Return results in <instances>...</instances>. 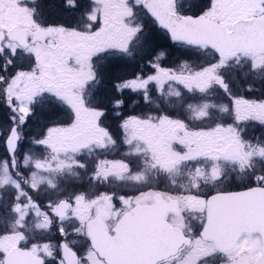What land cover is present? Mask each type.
Masks as SVG:
<instances>
[{
	"label": "snow or ice",
	"instance_id": "snow-or-ice-1",
	"mask_svg": "<svg viewBox=\"0 0 264 264\" xmlns=\"http://www.w3.org/2000/svg\"><path fill=\"white\" fill-rule=\"evenodd\" d=\"M237 73L264 81V0H0V264H264Z\"/></svg>",
	"mask_w": 264,
	"mask_h": 264
},
{
	"label": "trees",
	"instance_id": "trees-1",
	"mask_svg": "<svg viewBox=\"0 0 264 264\" xmlns=\"http://www.w3.org/2000/svg\"><path fill=\"white\" fill-rule=\"evenodd\" d=\"M41 1H44V0H41ZM179 54H180V55H183L184 53H175V52H171L170 55L168 56V58L171 59V60H168V59H167L165 62H166V63H171V62L175 61V60H173V59L176 57V55H179ZM172 60H173V61H172ZM134 67H135L134 64L127 65V66L121 65V68H122L123 70H125V71H130V70H132V68H134ZM237 80H238L237 83H233V87H244L246 84L251 83L254 89H259V90H260V91H258V92H255L254 95L259 96L262 92H264V81L255 80V79H253L252 77H249L248 80L245 81V80H243L242 78H240L239 73H237ZM129 97H130V96H129ZM129 97H128V98H129ZM135 97H136V96H135ZM152 98H153V101H154L155 103H159V104H161L162 106L164 105V100H163L161 97H159L157 94L154 93ZM135 103L140 104L139 101H135V102H133V103H132L133 105H131V104L128 103L129 106H130L129 109H134V107H135ZM143 103H144V111H147V110H149V109L152 108V105H148V104H146L145 101H143ZM3 119H4L3 112L0 111V122H2ZM256 126H257V130H256L257 132H256V135H255V136H256V137H257V136L264 137V128H261L259 125H256ZM251 135H252V134L245 133L244 136H246L247 138H251Z\"/></svg>",
	"mask_w": 264,
	"mask_h": 264
},
{
	"label": "rangeland",
	"instance_id": "rangeland-1",
	"mask_svg": "<svg viewBox=\"0 0 264 264\" xmlns=\"http://www.w3.org/2000/svg\"><path fill=\"white\" fill-rule=\"evenodd\" d=\"M44 2H45V4H47V3H49L50 1H49V0H44ZM131 93H132V92H126L125 95H127V98L130 96L129 98L131 99V101H133V99L131 98V96H132ZM141 98H142V96H141ZM126 100H127V99H126ZM142 100H143V98H142ZM128 103L130 104V101H129V100L126 101V105H129ZM126 105H125V110H128V106H126ZM253 138H254V137H253Z\"/></svg>",
	"mask_w": 264,
	"mask_h": 264
},
{
	"label": "flooded vegetation",
	"instance_id": "flooded-vegetation-1",
	"mask_svg": "<svg viewBox=\"0 0 264 264\" xmlns=\"http://www.w3.org/2000/svg\"><path fill=\"white\" fill-rule=\"evenodd\" d=\"M51 2V0H49Z\"/></svg>",
	"mask_w": 264,
	"mask_h": 264
}]
</instances>
